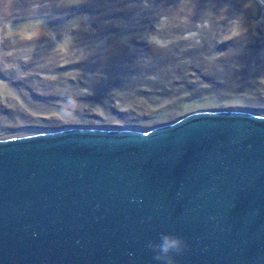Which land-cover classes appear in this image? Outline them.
Instances as JSON below:
<instances>
[{"label": "water", "instance_id": "1", "mask_svg": "<svg viewBox=\"0 0 264 264\" xmlns=\"http://www.w3.org/2000/svg\"><path fill=\"white\" fill-rule=\"evenodd\" d=\"M0 264H264V116L0 138Z\"/></svg>", "mask_w": 264, "mask_h": 264}, {"label": "rangeland", "instance_id": "2", "mask_svg": "<svg viewBox=\"0 0 264 264\" xmlns=\"http://www.w3.org/2000/svg\"><path fill=\"white\" fill-rule=\"evenodd\" d=\"M119 2L0 0V138L67 127L145 131L199 110L235 109L264 116V77L255 76L264 69L262 62L236 67L233 91L220 95L189 98L179 92L180 78L169 81L166 95L164 89L141 86L146 79L136 73L141 50L162 45L170 30L181 31L189 24L181 17L172 27L158 23L132 31L128 20L108 18ZM82 4L93 13L75 14ZM236 5L244 8L250 2ZM215 15L218 22L226 19ZM256 26L264 30L261 23H227L219 30L220 38H234ZM179 39L186 41H174ZM67 94L79 105L71 118L60 112Z\"/></svg>", "mask_w": 264, "mask_h": 264}, {"label": "trees", "instance_id": "3", "mask_svg": "<svg viewBox=\"0 0 264 264\" xmlns=\"http://www.w3.org/2000/svg\"><path fill=\"white\" fill-rule=\"evenodd\" d=\"M119 1L111 7L113 12L108 18L121 22L128 20L132 31L138 30V27L152 28L158 23L172 27L180 22L181 17H185L189 24L188 28L181 31L170 30L163 38L162 45H151L141 50L137 56L141 66L136 73L138 78L141 74L146 78L144 80L142 77L144 81L139 83L145 89H164L161 93L166 95L165 88L170 84L169 81L180 78L182 87L179 92L189 98L230 93L233 91L232 77L237 75L236 67L264 63V30L259 26L254 29L250 27L224 41L219 34V30L227 23L244 21L264 25V4L260 0H248L250 5L244 8L236 5L244 0ZM74 13L93 12L86 4H82ZM215 14L226 19L218 22ZM176 38L186 41H174ZM255 76L264 77V69L255 73Z\"/></svg>", "mask_w": 264, "mask_h": 264}, {"label": "clouds", "instance_id": "4", "mask_svg": "<svg viewBox=\"0 0 264 264\" xmlns=\"http://www.w3.org/2000/svg\"><path fill=\"white\" fill-rule=\"evenodd\" d=\"M78 100L70 94L63 97L60 105V112L65 118H71L78 110ZM181 241L179 238L164 236L162 243L159 245V253L154 257L156 260H168L167 254L172 250H179Z\"/></svg>", "mask_w": 264, "mask_h": 264}]
</instances>
